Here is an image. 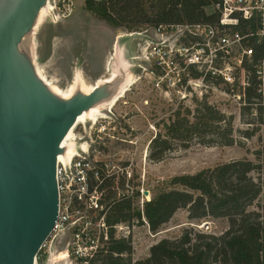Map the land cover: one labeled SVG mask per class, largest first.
Wrapping results in <instances>:
<instances>
[{"label": "rangeland", "instance_id": "374dc122", "mask_svg": "<svg viewBox=\"0 0 264 264\" xmlns=\"http://www.w3.org/2000/svg\"><path fill=\"white\" fill-rule=\"evenodd\" d=\"M86 4V0H74L69 10L63 11V7L59 9L58 0L47 1L46 6L49 5L50 9L47 17L40 24L35 23L32 32L21 43L20 52L29 59L37 76L39 69L44 78L63 94L77 87L76 96L82 80L93 86L117 71L114 82L106 88V94L113 96L94 108L110 103L128 85L129 74L133 78L131 87L110 111H103L105 119H100L98 125L105 124V135L101 139L93 136L92 140L85 136L74 146L89 143L91 149L100 152L98 157L108 160L112 171L119 173L117 180L116 176L112 178L115 181L112 188L116 192L115 199L133 196L134 207L141 210L142 201L145 204L159 192L171 189L170 182L175 177L194 175L232 161L246 159L254 163L262 162L263 131L256 118L251 112L244 111L241 102L220 82L193 78L192 72L199 70L190 71L183 60L174 55L179 39L176 31L163 33L148 29L141 33H129L126 29H116L89 12ZM207 12L211 14L213 9L208 8ZM158 45L166 52L163 65L157 61L158 57L151 55L152 48ZM157 67L164 73V81L156 75ZM236 92H240L239 88ZM203 103L217 109L226 121L230 119L234 129L233 145L203 143L216 140L220 130L216 127L208 128L209 131L202 135H193L183 129L180 141H172L163 161H152L149 157L150 144L163 123H168L177 110H180L182 120L188 109L192 114L207 117L201 110ZM91 124L87 123L86 127ZM219 126L224 128L225 122L219 123ZM81 129L79 126L77 132ZM254 129L257 130L254 137L247 139L243 136L244 131ZM94 130L88 129V133L93 135ZM258 152L260 156L256 154ZM123 168L132 174L130 185L127 187L125 183L124 189L121 182L125 179L120 172ZM259 175L257 172L252 174L256 182ZM136 192H139L138 197ZM262 193L264 201V191ZM188 216L187 210H179L156 234L150 232L144 218L140 222L123 223L130 231L133 261L147 259L151 247L163 239L180 237L186 228L212 235H220L228 228L226 219H209L201 223L190 221ZM69 241V236L51 238L35 264H50L51 256L57 253L59 263L56 264H70L62 259Z\"/></svg>", "mask_w": 264, "mask_h": 264}, {"label": "trees", "instance_id": "16d2710c", "mask_svg": "<svg viewBox=\"0 0 264 264\" xmlns=\"http://www.w3.org/2000/svg\"><path fill=\"white\" fill-rule=\"evenodd\" d=\"M215 2L216 0H95L88 1L86 9L116 29H126L129 33L160 28L163 29L161 31L168 32L176 26L216 23L218 14L207 12ZM192 74L196 80L201 77L198 72L193 71ZM156 75L160 76L161 71L156 69ZM258 98L255 80L252 78L242 101L251 104ZM201 110L207 117L192 114L188 109L182 120L180 110H177L168 123H163L159 134L151 141L150 159L154 162L163 161L171 149L172 141H180L183 129L193 135H202L209 131L208 128L216 127L220 129L216 140L203 143L232 146L234 129L230 119L226 121L217 109L204 103ZM244 111L251 112V107H244ZM257 112V124L263 131L261 141L264 149V109L259 106ZM222 122H225L224 128L219 126ZM256 131H244L243 136L250 139L255 136ZM256 154L260 156L259 152ZM262 156V162L258 163L246 159L232 161L194 175L175 177L170 182L171 189L159 192L144 204L143 213L134 207L133 196L115 199L116 192L112 189L114 181L111 179L104 187L108 191L107 194L104 192V202L109 207L107 223L110 226L131 224L133 220L140 222L144 218L150 232L156 234L179 210H187L190 221L202 223L222 218L227 220L228 228L220 235L204 234L194 228H186L178 238L161 240L151 247L147 259L136 262L132 259L130 239H115L111 228L108 252L98 254L90 264H264V150ZM255 172L260 174L258 182L252 177ZM124 184L122 181V189ZM135 196L138 197L139 192ZM40 254L41 252L38 257Z\"/></svg>", "mask_w": 264, "mask_h": 264}, {"label": "water", "instance_id": "95a60500", "mask_svg": "<svg viewBox=\"0 0 264 264\" xmlns=\"http://www.w3.org/2000/svg\"><path fill=\"white\" fill-rule=\"evenodd\" d=\"M1 1L0 264H35L58 217L63 142L80 115L111 99L113 82L69 101L53 94L20 52L48 0Z\"/></svg>", "mask_w": 264, "mask_h": 264}, {"label": "built area", "instance_id": "2783aa9c", "mask_svg": "<svg viewBox=\"0 0 264 264\" xmlns=\"http://www.w3.org/2000/svg\"><path fill=\"white\" fill-rule=\"evenodd\" d=\"M58 1L59 9L63 7V11H67L74 0ZM88 1L95 0H86V3ZM210 8L218 14L216 23L170 29L179 35L174 55L182 59L190 71L198 69L203 81L214 80L228 88V93L235 96L243 107H251V115L258 123L257 109L259 106L264 109V0H216ZM161 30L156 31L163 32ZM151 55L158 57L160 65L164 64L166 52L159 45L152 48ZM163 75L161 72L158 76L161 81H164ZM252 78L259 98L247 104L242 98H245V89L250 87ZM237 88L240 92H236ZM98 122L89 127L79 125L81 132H77L79 126H76L72 145L85 136L90 140L93 136L101 139L106 127ZM88 129H95L93 135ZM84 144L86 148L83 144L74 147L72 158L66 157L57 163L58 217L51 236L41 249L43 251L53 237L69 236L66 252L70 264H90L98 254L107 253L111 228L118 240H128L130 234L123 223L114 226L107 223L109 207L104 202V187L114 176L117 180L119 173L112 171L108 160L98 157V150L91 149L89 143ZM120 172L128 187L132 174L127 168L120 169ZM143 205L142 201V213Z\"/></svg>", "mask_w": 264, "mask_h": 264}, {"label": "bare ground", "instance_id": "6f19581e", "mask_svg": "<svg viewBox=\"0 0 264 264\" xmlns=\"http://www.w3.org/2000/svg\"><path fill=\"white\" fill-rule=\"evenodd\" d=\"M49 10H50L49 9V5L46 6V7H44V8H41V10L39 11L38 19H37L38 24H40L43 21V19L45 17H47ZM109 70H110V68H109ZM116 72L117 71L111 72L110 73V76L108 78L99 80L97 82V84L96 85H93V86L87 85L82 80L81 83L79 84V87H80L79 91L82 94H85V95L91 94L96 89V87H99L101 84L114 82V80L116 78V74H117ZM37 73H38V76L41 79V81L46 84V86L49 88V90L53 94L59 96L62 100L69 101V100H71L74 97V94H75V91H76V88L77 87H72V89L68 93L63 94L60 89H58L56 86L50 84L44 78V76L42 75V73H41V71L39 69H37ZM133 81H134L133 78H131V76L129 74V77H128V85L127 86H124L120 90V92L113 98V100L110 103H108L107 105H104L102 107L92 108L89 111H86L82 115L79 116L76 125L68 133L67 137L65 138V140L63 142V147L62 148H66V149H65L64 154H62V155L59 156V158H58V161L59 162L61 160L65 159L66 157L68 159L69 158H72V156L75 153L74 145H72V139L75 137L74 136V130H75L76 126H79V125H82V124H85L86 125L87 123L94 124V123L98 122L100 119H105L104 116H103L104 115V112L103 111H105V110L110 111V109L112 108V106L125 94V92L128 90V88L131 87ZM83 147L86 148V144H83ZM67 258H68V254H67V252L65 250L64 251V255L62 256V259L64 261H67ZM49 262H50V264L59 263L58 253L52 255Z\"/></svg>", "mask_w": 264, "mask_h": 264}]
</instances>
